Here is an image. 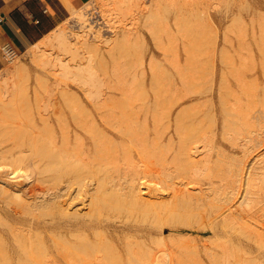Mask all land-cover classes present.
Listing matches in <instances>:
<instances>
[{
    "label": "bare ground",
    "instance_id": "1",
    "mask_svg": "<svg viewBox=\"0 0 264 264\" xmlns=\"http://www.w3.org/2000/svg\"><path fill=\"white\" fill-rule=\"evenodd\" d=\"M118 1L127 8L133 2ZM181 1L150 0L154 9H161L150 13L182 7ZM134 2L129 8L136 11ZM208 6H200V15ZM118 11L107 7L104 15L114 30L113 40L99 42L96 37L100 40L94 44L80 37L85 51L108 57L99 62L106 66L99 64L100 72L104 69L99 83L31 89L37 104L21 107L28 111L25 118L16 108L21 116L6 122L10 131L13 127L26 133L8 134L0 149V264H128L147 256L167 264H264V225L246 218L262 199L253 202L264 196V151H254L251 143V134L257 136L264 125V39L255 40L257 53L247 47L251 42L222 39L216 53L212 36L199 43L212 40L213 50L205 44L201 48L195 36L185 39L183 28L181 51L149 52L147 66L146 57L139 55L136 69L122 54L138 32L131 31L133 24L127 28L115 23ZM84 24L89 33L95 30L89 20ZM166 28L167 36L174 33ZM161 33L155 34L158 40ZM124 43L125 53H120ZM102 44L108 45L105 51ZM237 45H242L241 53L231 49L241 48ZM165 46H159L161 51ZM35 62L42 72L44 58L39 55ZM12 87H0L1 109ZM17 93L14 99L21 96ZM51 120L65 124L62 130L58 125L59 131H71L79 149H70L68 140H46L58 132ZM38 144L47 149H36ZM81 200V207L91 211L87 216L72 206Z\"/></svg>",
    "mask_w": 264,
    "mask_h": 264
},
{
    "label": "rangeland",
    "instance_id": "2",
    "mask_svg": "<svg viewBox=\"0 0 264 264\" xmlns=\"http://www.w3.org/2000/svg\"><path fill=\"white\" fill-rule=\"evenodd\" d=\"M149 1L148 0H137L139 8L138 9L136 8L135 9L136 11H134L133 8H129V6L132 7L133 4L135 6L134 0H133V2L131 1L132 4L129 5L128 8L124 7V3L121 5V3L118 0L117 1L116 0L115 1L114 0H88L84 4L80 5L79 7H75L74 9H72L71 12L69 13L68 17H66L63 21H61L53 30H51L47 35H45L41 40H39L35 44L29 46L25 51H23L21 54H18L14 59H12L10 61L3 60L4 65L0 69V87L4 86V85H10V86H13L12 89H14L15 91L14 90L11 91V94L7 95V97L4 98L5 102H7V105H6L7 107L4 105L5 106L4 108L6 111H9V112H6L4 110V108L1 109V107L3 105L0 104V109H1L0 110V142L2 143V141H4L7 138L8 134L11 136L16 135V134L21 135V133L25 131V129H20V132H19V129H18V133H17V129L15 130V128L11 127V131H12L11 132L10 126L6 122L9 120H12L13 116L18 117L19 115L21 116V114H22V116L24 117L25 113L28 112L26 108L30 107V102H32L33 105L37 104L36 96H34V98L32 97L33 94L31 93V89L41 91V89H45L48 85H52V86L53 85H62L64 83L69 84L72 82H74V85L75 84L81 85V86L86 85V87H88V85L90 83H93V84L99 83V77L102 76L101 72L104 69H106L105 64H100V63H102L101 60H103V59L106 60V58H108L104 52L106 50V48L108 47V45L107 44H105L106 46L104 44L101 45V50L104 49L103 52L105 55L104 58L103 57L101 58V57H99L101 55L99 53H95V51H93V49H91L92 51L90 49H89V51H85L86 49L82 48L84 46H82V44H81L80 37L87 36L86 38L88 39V42H90V43L95 42L94 44H96V43L98 44L99 42L103 41L105 38L113 40L114 35H115L114 30L112 27H110V24H109L106 16H104L106 14L105 12H106L107 7H109V8L115 7V9H119L118 13L116 14L117 16L115 15V17L113 19V20H115L116 24H119V25L121 24V26H126L127 28H128V26L131 27L133 24V28L136 27L135 29L131 28V31L134 32L135 30H137L135 32H138V36L132 37V39H131L134 42H132L130 40L129 42H127V45H126V43H124V45H120V46H122V49L120 48V46L118 47V49H120L119 52L121 51L120 53H122V52L125 53L124 48L126 49V53L122 54L124 57L126 55V57L125 58L123 57L124 59H122V60L125 61V63H126V60L128 59L129 62H127L126 64H130L131 67H132L131 63L132 62L135 63L134 60L140 58L139 55H144L146 57L145 61L143 62V66H147V65H149L148 63L146 64V61L148 60L147 58H148L149 52H150V54L151 53H153V54L159 53L160 54L162 52L173 53L176 51H181L182 47L180 49L179 44H181L180 42L182 40L184 41V37H185L184 35H186L185 39H187L189 37H191L189 39H192V35L195 36V39H196L195 44L200 45L201 48H204V46H202L204 44L207 47L209 45V48H210L211 47L210 44L212 45L211 42L213 40V42L215 44L214 50L216 51V53H219L217 50L218 48L221 49L220 46L222 44V39H226L228 43H229V41L233 42V40L239 39V38L245 40V42H251L250 45L247 47L252 46L251 51L254 53H257V49L255 47V40L256 39L257 40L264 39V0H226L225 4L219 3L218 0H186V1L184 0L185 2L184 1H183V3H182V1L180 2V6H182V7H177L176 9H172V10L168 9L167 11H162L161 13H159V15H156V14L152 15L150 13V12L153 13V11L159 12L161 9L160 10L157 9L156 6L154 9V5L151 4V2H149ZM112 3H113V5H112ZM114 3H116V4L119 3L122 6V8L119 5H114ZM185 4L187 5V7ZM205 4H206V6L210 5V7L209 6L207 7L208 12L205 11L209 14L206 13V14L200 15L202 12L200 11V13H199L198 10H201L200 6H203ZM105 5H106V8L104 7ZM151 7H152V9H151ZM184 7H186V8H184ZM193 8H194V10H192ZM178 9L180 12L177 11ZM193 11L197 12V13L194 12L196 15L195 14L193 15ZM176 12H179V13L182 12L181 14H183V15L186 14L187 17H186V15H185V17L187 19L183 15H181L182 16V18H181L179 13L176 14ZM118 14H120L121 17H119ZM225 14H226V16L224 17ZM188 15H189V19H188ZM198 15H200V16H198ZM176 16L177 17L179 16L181 18V20H179L180 18L178 19ZM173 17H175V19ZM183 17H184V20H183ZM83 18H85L84 22L81 21V20H83ZM115 18H118L119 20L115 19ZM120 18H121V20L122 19L123 20L121 21ZM154 19H155V21H154ZM86 20L87 21L89 20L90 25H92L91 28H93V30L95 29L94 31L95 32L97 31L96 33H94V31H91V33L88 32L89 30H87V28H86L88 26L84 24L86 22ZM182 20L184 22H186V24H187V25L185 24L186 27H181V24L184 25V22ZM156 21H157V26H158L159 30H160V27H161V30H164V32L162 31L164 33V37H163V33H161V31L158 32L159 31L158 28H154V29L158 30L156 33H153L154 29L151 31V28H153L154 25L156 27ZM176 21H178V23H180V26L175 25L174 22H176ZM147 22H148V24L146 25ZM150 22L152 23V25L150 24ZM81 23H82V26H81ZM144 23H145V26H144ZM153 23H154V25H153ZM172 23H174L173 25L177 26L175 28L176 30H178L180 27H181L180 30L183 28H185V29L187 28L186 31H188L190 29V27H196L198 29L195 28V30H193L194 28L193 29L191 28L192 31L189 30V32H187L186 34H185L186 31L184 29H183L185 31L184 33L181 30L182 32H179V33H181V35H182L181 37L183 38V39H181V38H179L180 34H178L179 30L175 31ZM190 24H191V26H190ZM164 25L166 27L168 25L169 29H171L169 31L174 32V33H171L172 35L176 34L175 35L176 38L173 37L174 40L177 39V41H176L177 46L175 44L176 42L173 44V46L176 47V48L173 47L175 50L173 48H171L174 40H172L173 38L171 37L172 39L171 38L170 39L173 41V42H171V40L167 38L168 36H171V34L167 36L165 29H166V31H168V28H166ZM140 26H142V28ZM146 26H150L151 28L146 27ZM59 29L61 30V33H60ZM197 30H199L200 32ZM85 31H86V33H85ZM154 31H156V30H154ZM194 31H195L196 35L193 33ZM206 31H207V33H206ZM98 32H99V34H98ZM191 32H192V34H191ZM84 33L86 35H84V36L81 35ZM157 33L158 34L161 33L160 34L161 35L160 40H158L159 38L158 37L156 38V36H155V34L158 36ZM167 33H169V32H167ZM189 33L191 36L189 35ZM204 33L207 35H205ZM93 34H95V39L92 38V37H94ZM153 34H154V36H153ZM201 34H202V36H201ZM97 35H99V36H97ZM141 35H142V37H140ZM209 35L212 37L209 38L210 37ZM165 36H167L166 41H165V39H166ZM96 37H99L101 40L99 38L97 39ZM111 37H112V39H111ZM203 37L206 39L209 38L212 40H211V42H209V39L208 40L204 39L206 42L201 44V43H199L200 42L199 40H202ZM76 38H77V40H76ZM151 38H152V40H151ZM154 39H157L158 41H161V42L159 43L156 40L154 41ZM97 40L98 41L100 40V41L98 42ZM140 40H142V41L144 40L143 45L140 44V43H142V42H140ZM169 40L171 43L170 42L167 43V41H169ZM204 40L201 42H204ZM207 41L209 43H207ZM156 42L161 45V48L163 46H165V45H162V42H163V44L166 43L167 48L170 47L173 50L169 49V51H166V46H165V50L161 51V48H159V46H160L159 44H156V45H158V47H156V45H154ZM130 43L131 44L139 43V45L137 44L138 47H137V45L135 47L134 45H131ZM169 43L171 44V46L167 45ZM122 44H123V41H122ZM131 46H134V48L132 47L133 48L132 49ZM237 46H241V48H236V46H232L231 49L240 50L239 52L241 53V51L243 50L242 45H237ZM127 48H128V50H127ZM130 48L133 51H131ZM114 50H115L114 52H116V51L118 52L117 48H114ZM212 50H213V48H212ZM79 52H80V56H76ZM130 53H132V54L130 55ZM128 54L132 57L127 56ZM39 55H41L45 61V68L42 72L38 68V67H41L40 64L37 65L35 62V60L37 59V57ZM83 55L87 56V58L85 59L84 57H82ZM154 57H155V55H153V58ZM103 63H104V60H103ZM99 64L101 65V68H104V69H102L101 72L99 69V66H100ZM135 64L136 65H134L133 67L134 68L136 67V69H138L139 67H137L138 66L137 63H135ZM16 67H20V68L16 69ZM146 86H147V82H146ZM26 88H28L29 91L26 92ZM21 89H22V92H20ZM23 89H25V90H23ZM85 89H87V88H85ZM17 92H19L21 96L16 97V99H17L16 100V99H14L15 96L19 95ZM24 95H26V98H28V99H24V97H25ZM22 99H24V100L22 101ZM8 100H11V102H8ZM17 102H19V103H17ZM16 105H18L19 108L18 107L14 108V106H16ZM22 106L26 107V108H23L21 111ZM16 108L18 110L20 109L21 114L19 113V111H18L19 114L16 113L17 112ZM4 111L6 112V114ZM33 116L30 117L32 121H33ZM15 117H13V119H16ZM21 119H20L21 121L25 120L23 118H21ZM36 123H37L36 125L41 126L40 122H36ZM51 123L55 125V121L51 120ZM58 125H60V124H58ZM58 125H55L58 132L51 133L53 136L52 137L50 134V138L52 137L51 140H49L50 138H48L46 140L47 141L54 140V141H60V142L62 140H63V142L68 140L67 143H69L70 145L73 144L72 147L69 146L70 149H72V148L73 149H79L78 148L79 146L78 147L76 146L77 143L74 141V139L72 140V136H73L72 132L71 131L60 132L62 130V128H64L65 124L64 125L62 124V126L61 125L59 126L61 130L58 128ZM27 127H29V126H27ZM260 130L261 131H260V133H258L257 136H254V133L251 134L252 139H253L251 143L254 142V144H255L254 151H256L257 149H263V151H264V125H262V127H260ZM28 131H29V129H28ZM25 133H26V131H25ZM54 133H55V136H54ZM64 133H65V135H64ZM81 134H83V133H81ZM81 134H79V138L82 140ZM60 137H62L63 139ZM3 143L0 144L2 146V147L0 146V149H3V147H4ZM42 144H41V146H40V144H38L39 147L36 146L37 147L36 149H38V148L42 149L44 147V145H42ZM45 144H46V141H45ZM47 146L51 147L50 144ZM47 146L44 147L43 149H47ZM69 147L67 149H69ZM48 149H50V148H48ZM250 162H252V161H250ZM69 170H71V168ZM86 188L90 192H92L94 190L93 185H91V184L87 185ZM263 198H264V196L262 198L258 197V199L255 200V202H253V204H257L258 203L257 201L262 199L259 201V203L256 205V207H254L255 205L253 206V211L251 212V210H252L251 209L246 216V218L249 217L248 218L249 221L254 220V222L257 223V225L259 227H260V225L261 226L264 225V200H263ZM237 201H239V199ZM237 201H236V203H237ZM77 202H79V203H77ZM83 204H85L84 200L83 201L82 200L81 201H75L72 204V206H73V208L76 207L77 209L82 210L83 212L86 213V216H87V214L91 213V211H89V210L86 211L87 209L85 206L81 207V205H83ZM254 209H257V210H254ZM82 211H80V212H82ZM250 212H251V214H250ZM252 221H250V222L252 223ZM263 227H260V228H263ZM58 259H62V258L59 257ZM154 259H152V257L147 256L146 258H142L141 260H139V262H138V260H133V261H131L132 263L130 262L128 264H136V263L138 264L140 262L142 264H155L156 262L158 264L159 263L167 264V262H158ZM71 260H73V258H71L69 261H71ZM74 261L75 260H73L70 264H74L73 263ZM149 261H150V263H149ZM58 263L59 264H65V263H61V262H58ZM58 263H56V264H58ZM121 264H125V263L122 262ZM219 264H224V263L221 262ZM225 264H227V263H225Z\"/></svg>",
    "mask_w": 264,
    "mask_h": 264
},
{
    "label": "crops",
    "instance_id": "3",
    "mask_svg": "<svg viewBox=\"0 0 264 264\" xmlns=\"http://www.w3.org/2000/svg\"><path fill=\"white\" fill-rule=\"evenodd\" d=\"M88 0H0V44L21 54ZM0 53V69L4 65Z\"/></svg>",
    "mask_w": 264,
    "mask_h": 264
},
{
    "label": "built area",
    "instance_id": "4",
    "mask_svg": "<svg viewBox=\"0 0 264 264\" xmlns=\"http://www.w3.org/2000/svg\"><path fill=\"white\" fill-rule=\"evenodd\" d=\"M2 21H3V17L0 16V24L2 23ZM0 53L2 58L6 61H10L18 55V53L7 42L0 44Z\"/></svg>",
    "mask_w": 264,
    "mask_h": 264
}]
</instances>
